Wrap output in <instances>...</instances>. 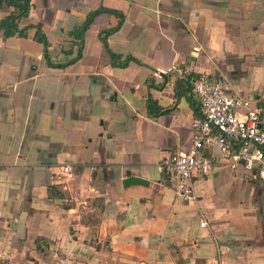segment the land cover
Instances as JSON below:
<instances>
[{
  "label": "crops",
  "instance_id": "obj_1",
  "mask_svg": "<svg viewBox=\"0 0 264 264\" xmlns=\"http://www.w3.org/2000/svg\"><path fill=\"white\" fill-rule=\"evenodd\" d=\"M31 3L26 36L0 29V264H264V205L246 196L264 179L218 163L185 201L160 166L199 115L179 70L264 101V0Z\"/></svg>",
  "mask_w": 264,
  "mask_h": 264
},
{
  "label": "built area",
  "instance_id": "obj_2",
  "mask_svg": "<svg viewBox=\"0 0 264 264\" xmlns=\"http://www.w3.org/2000/svg\"><path fill=\"white\" fill-rule=\"evenodd\" d=\"M179 74L190 79L199 115L193 121L192 145L186 150L168 152L160 164L177 195L185 201H194L195 184L218 163L264 179V101L251 106L243 97L230 96L223 81L208 74L194 77L182 70ZM240 110L245 111L244 118L239 115ZM75 176L72 165H63L60 175L63 182H70ZM206 225L202 223L203 227Z\"/></svg>",
  "mask_w": 264,
  "mask_h": 264
},
{
  "label": "trees",
  "instance_id": "obj_3",
  "mask_svg": "<svg viewBox=\"0 0 264 264\" xmlns=\"http://www.w3.org/2000/svg\"><path fill=\"white\" fill-rule=\"evenodd\" d=\"M0 8L11 9V13L0 21V29L3 30L5 38L15 35L26 36L27 28H21L19 23L23 18L29 15L32 8L31 0H0ZM109 12L116 13L114 11ZM120 17L122 22L123 15H120ZM92 18L93 15L89 17L83 26L74 30L71 35L82 41L83 35L89 27ZM117 28H119V26ZM117 28L113 29L112 31L116 30ZM37 39L43 43L46 48L48 47L47 38L39 27H37ZM81 54L82 49L80 48L77 57H79Z\"/></svg>",
  "mask_w": 264,
  "mask_h": 264
},
{
  "label": "water",
  "instance_id": "obj_4",
  "mask_svg": "<svg viewBox=\"0 0 264 264\" xmlns=\"http://www.w3.org/2000/svg\"><path fill=\"white\" fill-rule=\"evenodd\" d=\"M161 76L164 79H167V75L161 73ZM142 184L143 185H147L148 181H146L142 177L132 175L131 172H128L126 177H125V179L123 180L124 187H129V186H132V185H142Z\"/></svg>",
  "mask_w": 264,
  "mask_h": 264
},
{
  "label": "rangeland",
  "instance_id": "obj_5",
  "mask_svg": "<svg viewBox=\"0 0 264 264\" xmlns=\"http://www.w3.org/2000/svg\"><path fill=\"white\" fill-rule=\"evenodd\" d=\"M258 191H254L252 185H249L248 190L246 192L247 200H252V203L257 205H264V194L262 193V188L258 189Z\"/></svg>",
  "mask_w": 264,
  "mask_h": 264
}]
</instances>
